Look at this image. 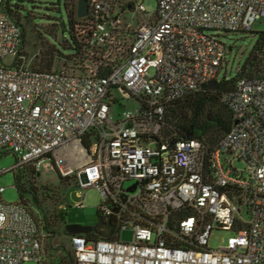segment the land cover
<instances>
[{
	"label": "built area",
	"instance_id": "obj_1",
	"mask_svg": "<svg viewBox=\"0 0 264 264\" xmlns=\"http://www.w3.org/2000/svg\"><path fill=\"white\" fill-rule=\"evenodd\" d=\"M86 1L75 25L82 73L73 74L15 66L22 33L0 0V152L18 159L0 176L26 164L41 172L52 159L78 189L100 191L103 226L97 238L68 235L73 264H264V74L222 95L233 124L210 153L200 139L171 140L164 123L170 103L218 80L226 48L209 33L252 30L264 0H157L153 12L133 0L135 26L113 0ZM120 93L136 105L115 114ZM109 219L117 240L103 237ZM216 231L232 235L213 249ZM57 238L0 202V264H44Z\"/></svg>",
	"mask_w": 264,
	"mask_h": 264
},
{
	"label": "trees",
	"instance_id": "obj_2",
	"mask_svg": "<svg viewBox=\"0 0 264 264\" xmlns=\"http://www.w3.org/2000/svg\"><path fill=\"white\" fill-rule=\"evenodd\" d=\"M24 1L4 0L3 4V10L20 27L22 33L21 46L15 66L26 65L27 54L24 52V48L27 44H30L31 36L35 38L36 35H39V37L44 38V42L40 44L44 43L48 48L46 51H42L44 52L42 53L44 56L42 55L38 58L39 62L36 61L32 65V69L51 72L57 71L64 66L73 74H81L82 69L80 67L83 62L82 55L85 48L82 38L75 30V25L78 21L76 7L70 5V0H66V9L70 20L69 32L74 44L72 47L66 40L62 42V45L65 48H73L74 53L64 55L55 44L46 38V36H51L57 39L60 22L54 21L48 26L33 25L31 19L35 17L34 13L27 10L26 16L22 14L25 10V7L22 5ZM133 6V0L128 4H125L122 0H113V13L124 19V16L128 13V9L133 10ZM221 33H252L256 36V43L246 61L243 65H238L236 76L228 77L227 75L230 63L227 61V56L231 51V47L225 44L226 56L221 67V72L226 68L225 76L221 81H216L218 87L216 89L203 87L180 100L170 103L164 115L167 135L171 137V140L179 138L200 139L209 153L218 146L220 140L230 131L233 124L232 112L222 101V95L233 90L240 79L259 78L264 74V32H253L252 29L250 31H224ZM39 55H41V50ZM83 142L88 146L90 140L87 137L83 139ZM5 153L10 152L3 151L0 152V155ZM14 156L16 157V155ZM51 162L60 178L58 187L42 184L40 181V171H37L32 164L22 165L15 169V187L20 197V201L17 204L28 212L37 223L40 231L45 233L49 240L59 237V228L64 223L65 206L63 205L67 204V199L63 188L70 186L73 181L78 187L75 176H62L52 159ZM100 209L101 207L99 206V216L102 214ZM111 222L114 226V219ZM87 237L97 238L98 236L92 232L87 234ZM109 239L117 240L118 238L113 232ZM48 247L49 253L44 264H73L72 255L63 246L52 248L51 245H48Z\"/></svg>",
	"mask_w": 264,
	"mask_h": 264
},
{
	"label": "rangeland",
	"instance_id": "obj_3",
	"mask_svg": "<svg viewBox=\"0 0 264 264\" xmlns=\"http://www.w3.org/2000/svg\"><path fill=\"white\" fill-rule=\"evenodd\" d=\"M125 4L130 3L132 0H122ZM144 6L147 11L153 12L157 8V0H144ZM25 10L22 12L23 16L27 15V10L34 13L35 17H32L31 22L36 26H48L54 21L60 22V27L57 31V39L51 36H46V38L53 44L57 46L60 52L64 55H71L74 53L73 48H65L62 42L68 41L73 47V39L69 32L70 20L66 9V0H25L22 4ZM137 14L128 9V13L124 16V20L131 23L133 26L136 25ZM44 30V29H41ZM253 32H264V20L257 21L253 27ZM219 36L220 40L224 42L228 47H231V51L227 56V61H229V67L227 75L228 77L236 76V70L239 64H244L249 53L252 51L256 43V36L252 33H230L225 34L221 32L209 33ZM44 38L39 37V35L31 36L30 44H27L24 48V52L27 54L26 66L32 67V65L38 61L44 53L42 51L47 50V46L43 43ZM41 50V55L40 54ZM44 56V55H43ZM14 62V57L9 56L4 60V65L10 66ZM225 69L220 73L218 81H221L225 76ZM121 105H117L113 110L115 114L123 109V106L127 110H133L135 107V102L127 97H122L119 94ZM17 164V159L12 153H5L0 155V171L9 170L15 167ZM236 167L243 169L245 165L241 162H236ZM15 170H10L0 176V188H4L2 194H0V202L5 205L16 204L20 201L19 193L15 187ZM40 181L42 184L49 185L51 187H58L60 178L54 170V165L50 160H47L40 172ZM39 182V184H41ZM130 184H127L128 187ZM63 192L66 196V203L64 209V223L59 229V237L57 238V243L60 246L68 245V235L66 234L65 228L67 225L78 224L85 226L97 225L99 220L98 207L103 203V196L95 187H88L83 189H78L76 183L73 181L70 186L64 187ZM79 194H86L85 207H78V203L81 201ZM232 234L230 232L216 231L213 233L210 246L213 249H217L223 246L227 239ZM120 238L122 241L130 242L133 239V231L131 229H126L120 233ZM24 264H36L32 262H27Z\"/></svg>",
	"mask_w": 264,
	"mask_h": 264
},
{
	"label": "water",
	"instance_id": "obj_4",
	"mask_svg": "<svg viewBox=\"0 0 264 264\" xmlns=\"http://www.w3.org/2000/svg\"><path fill=\"white\" fill-rule=\"evenodd\" d=\"M88 7H87V1L86 0H79L77 3V17L79 19L84 18L88 16ZM204 87H208L211 89H216L218 87V83L216 81H212L205 85ZM87 151V149H86ZM103 226V218L99 217L97 225L94 226H85V225H78V224H71L67 225L65 228V231L69 235H87L89 233H98V228ZM107 227L109 229V233L107 235H103L104 238H108L114 229V226L111 222V219H109L107 223Z\"/></svg>",
	"mask_w": 264,
	"mask_h": 264
},
{
	"label": "flooded vegetation",
	"instance_id": "obj_5",
	"mask_svg": "<svg viewBox=\"0 0 264 264\" xmlns=\"http://www.w3.org/2000/svg\"><path fill=\"white\" fill-rule=\"evenodd\" d=\"M101 217V216H100Z\"/></svg>",
	"mask_w": 264,
	"mask_h": 264
}]
</instances>
